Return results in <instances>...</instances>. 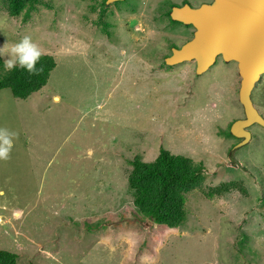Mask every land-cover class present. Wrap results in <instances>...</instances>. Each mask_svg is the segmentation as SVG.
I'll return each instance as SVG.
<instances>
[{"label": "rangeland", "instance_id": "rangeland-1", "mask_svg": "<svg viewBox=\"0 0 264 264\" xmlns=\"http://www.w3.org/2000/svg\"><path fill=\"white\" fill-rule=\"evenodd\" d=\"M179 1H118L107 31L91 35L75 26L73 0L58 20L43 7L12 17L0 0V48L29 36L55 62L25 100L0 90V129L15 133L0 159V249L17 264H264V127L251 124L232 150L226 131L244 117L235 63L202 74L162 63L190 33L150 15ZM251 100L264 118V74ZM161 147L205 169L178 228L147 223L127 186L130 161L151 162ZM226 181L243 190L202 194Z\"/></svg>", "mask_w": 264, "mask_h": 264}, {"label": "water", "instance_id": "water-1", "mask_svg": "<svg viewBox=\"0 0 264 264\" xmlns=\"http://www.w3.org/2000/svg\"><path fill=\"white\" fill-rule=\"evenodd\" d=\"M115 1L122 0L106 2ZM170 16L195 30L180 48L171 49V55L164 59L166 65L194 61L195 73L202 74L217 56L224 62L236 63L240 77L238 102L244 117L230 125V134L241 139L232 150L245 145L251 138L247 130L251 124L264 127V118L251 100V92L264 74V0H212L196 8L185 3L173 6Z\"/></svg>", "mask_w": 264, "mask_h": 264}, {"label": "trees", "instance_id": "trees-1", "mask_svg": "<svg viewBox=\"0 0 264 264\" xmlns=\"http://www.w3.org/2000/svg\"><path fill=\"white\" fill-rule=\"evenodd\" d=\"M1 1L10 16L17 17L22 13L23 19L29 17V0ZM54 66V59L42 54L37 63V68L42 69L38 74L30 75L19 67L7 72L0 58V90L9 89L14 98L25 100L46 84ZM226 133L231 136L230 126ZM130 165L127 186L139 215L153 224L170 229L181 226L187 217L186 196L194 189L201 188L204 180L202 162L196 163L190 157L172 154L161 147L153 161L145 162L135 157ZM234 188L243 190L240 181H226L202 190V194L205 197L223 196ZM17 257L13 252L0 249V264H17Z\"/></svg>", "mask_w": 264, "mask_h": 264}, {"label": "flooded vegetation", "instance_id": "flooded-vegetation-1", "mask_svg": "<svg viewBox=\"0 0 264 264\" xmlns=\"http://www.w3.org/2000/svg\"><path fill=\"white\" fill-rule=\"evenodd\" d=\"M106 1L107 0H73L74 8H75V15H76L75 26L80 28V29H82V31H84L85 33L91 34V35H95L96 32L105 33L107 31V28L110 27L108 25V27L106 28V22H108L107 18L111 16V11H110L111 8L110 7L112 5H115L116 3H119L118 1H115V2H112V3H107ZM122 1H124V0H122ZM28 2L29 3H27V4L31 7V10H29V16H31L32 12H34V11L37 12L38 11V9H37L38 7H43L47 11L52 10L51 11V19L53 18L54 20H58V16L63 10L62 9V6H63L62 0H50L49 2H46V0H41V1H39V0H33V1L29 0ZM54 2L56 4V6L52 7V3H54ZM179 2H180L179 5L171 3L168 6L167 11H164V13H153V14L150 15V18L152 19L150 22H152V23L163 22L164 27H165L164 30L165 29H168V31L172 30L171 33H173V32L176 33V31H178V32L180 31V33H184V32L187 33V34L190 33L189 38H187L179 46L173 45V43L170 45L169 53L162 57V63L163 64L165 63V61H164L165 57L171 55V49L173 47L180 48L185 42H187L188 40H190L192 38L194 30H195L192 25H185V24H183V23H181L179 21L172 20L171 16H170V11H171L172 7L173 6H182L183 4L187 3L190 7L196 8V7L200 6L202 3L210 4L212 2V0H210L208 2L199 3L197 6H192L191 3L188 0H180ZM39 13L40 12H38V14ZM41 16H43L42 13H41ZM89 16H94L92 18L93 20L90 19ZM97 24L100 26V28H101V24H102L103 25V27H102L103 29L101 28L99 30H97V29L95 30L93 25L95 26ZM143 52L144 51H142V54H143ZM218 60H222L221 56H217L215 58V61H214L213 65ZM187 62H192L194 64V71H195V66H196L195 62L194 61H187ZM222 62H224V61L222 60ZM231 62H233V61H231ZM183 63H185V62H181L179 64H183ZM225 63H230V62H225ZM233 63H235V62H233ZM179 64H176V65H179ZM235 65H236V63H235ZM240 140L241 139L238 138L237 143Z\"/></svg>", "mask_w": 264, "mask_h": 264}, {"label": "clouds", "instance_id": "clouds-1", "mask_svg": "<svg viewBox=\"0 0 264 264\" xmlns=\"http://www.w3.org/2000/svg\"><path fill=\"white\" fill-rule=\"evenodd\" d=\"M4 55L8 56V59L4 60V70L7 72L19 67L33 75L42 70L37 68V63L42 55L41 50L29 36H25L7 50L3 47L0 48V56ZM14 135L15 133H11L7 129H0V159L8 158L13 147Z\"/></svg>", "mask_w": 264, "mask_h": 264}, {"label": "crops", "instance_id": "crops-1", "mask_svg": "<svg viewBox=\"0 0 264 264\" xmlns=\"http://www.w3.org/2000/svg\"><path fill=\"white\" fill-rule=\"evenodd\" d=\"M53 98H54L55 100L59 99V97L57 98V96H56V95H55V96H53Z\"/></svg>", "mask_w": 264, "mask_h": 264}]
</instances>
